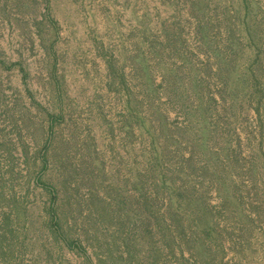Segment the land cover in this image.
Instances as JSON below:
<instances>
[{
  "label": "rangeland",
  "instance_id": "obj_1",
  "mask_svg": "<svg viewBox=\"0 0 264 264\" xmlns=\"http://www.w3.org/2000/svg\"><path fill=\"white\" fill-rule=\"evenodd\" d=\"M0 264H264V0H0Z\"/></svg>",
  "mask_w": 264,
  "mask_h": 264
}]
</instances>
